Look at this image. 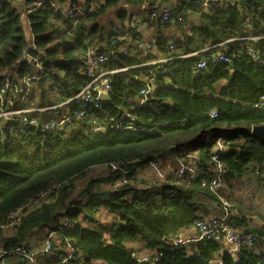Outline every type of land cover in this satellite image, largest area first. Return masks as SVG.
<instances>
[{
    "label": "trees",
    "instance_id": "16d2710c",
    "mask_svg": "<svg viewBox=\"0 0 264 264\" xmlns=\"http://www.w3.org/2000/svg\"><path fill=\"white\" fill-rule=\"evenodd\" d=\"M33 1L0 0V80L8 73L21 86L22 74L35 72L25 49L47 74L26 93L0 86V111L69 99L90 78L82 64L91 48L103 49V69L114 70L97 107L79 117L80 101L58 107L74 115L65 126L24 127L23 114L0 117V254L44 231L34 262L18 264H264V209L253 206L264 188V141L249 132L264 123V0H224L212 9L194 7V0H83L71 17L46 3L29 13ZM165 3L184 16L172 24L177 39L164 35L169 24L149 17ZM138 7L154 28L156 51L135 44L143 40L133 33ZM169 40L175 47H164ZM216 51L229 61L212 59ZM166 56L177 57L144 64ZM10 128L17 132L2 134ZM154 161L170 164L163 177ZM188 163L196 176L186 180L177 169ZM145 168L156 179L151 184ZM218 172L217 190L202 185ZM211 208L228 213L236 251L223 232L199 238ZM253 219L257 225L248 224ZM189 227L197 235L175 241Z\"/></svg>",
    "mask_w": 264,
    "mask_h": 264
},
{
    "label": "built area",
    "instance_id": "2783aa9c",
    "mask_svg": "<svg viewBox=\"0 0 264 264\" xmlns=\"http://www.w3.org/2000/svg\"><path fill=\"white\" fill-rule=\"evenodd\" d=\"M238 0H233V2H237ZM221 2H225L224 0H194L192 6H198L200 9H212L214 7H217L221 4ZM228 4L234 5L231 0L226 1ZM49 4L52 8L58 9L60 7V10L63 11L65 17H71L74 15L79 9V5L76 2V0H71L66 5H62L58 0H34L33 3L26 9L27 12L33 11L35 6H40L42 4ZM77 10V11H76ZM150 18L151 19H159V21L162 24H166L167 22H174V21H182L183 14L181 12L177 11L176 7H172L169 4L165 3V5L158 6L156 9H153L150 12ZM142 29V28H141ZM140 28L138 30H141ZM138 47L140 48H147L150 46H154L153 43H144L138 41L136 43ZM31 48H34L32 44L30 45ZM175 44L169 43V47H174ZM206 50V49H204ZM26 56L30 59V62L32 63V66L35 67V72L26 71L22 74L20 77V80H22L21 86H17L13 81H11L10 76L8 73H5L2 75V78L0 80V86L1 90H4L5 88H8L9 86H12L16 90L24 91L25 93L29 90V88L32 86L31 83L33 80H36V78H39L40 76H45L47 73L44 71L43 66L41 65V62L39 61L38 57L32 58L29 56V54L26 52ZM186 55V54H185ZM210 57L212 59H215L218 62H227L229 61V58L224 53H211ZM106 55L102 50H98L95 48H91L86 55L84 56L83 61V70L84 73L87 74L90 78L86 85L74 93L69 99L60 102L59 104L53 105V106H45V107H18L15 108L14 106L9 109H3L0 111V117H4L7 119H10L13 115L23 114V117L21 119V116L18 118V121H20L21 125L25 126H41L43 129H53L56 127H62L69 123V121L74 117H79L83 115L84 113L88 112L89 110L93 109V107H97L103 97V94L110 88L109 83V75L114 69L108 70L103 69V64L105 63ZM204 66V62L201 60L197 67L202 68ZM171 70V68H167L162 70V73H167ZM18 88V89H17ZM141 94H146L147 90L142 88L140 90ZM80 101V105L78 108H76L74 115L72 116L67 111H61L57 110L59 106L62 104H66L68 101ZM36 110H52L53 112L43 115V120H40L36 117H34V112ZM214 114V112H213ZM24 130V129H23ZM17 132V129L10 128L7 130H2L3 135H7L8 133ZM220 145V144H219ZM193 163V162H192ZM188 163V165H181L177 169V175L184 177L186 180L194 178L196 175V170L194 168V164ZM114 164L112 165V167ZM151 167L154 170L155 174L159 177H163V169L160 168V163L158 161L151 162ZM217 170L219 169V163H216ZM220 174L218 172V175L211 180L203 181L202 185L209 186L211 189L216 190L221 186V179ZM123 182H127V180H123ZM15 213H9L8 216L13 219L15 217ZM227 215H222L221 217H216L215 215H209L207 218L204 219V222L199 224V238L208 236L211 231L216 232H223V241L225 243H229V249H232L233 251H236L238 246V237L236 233L231 230L230 226L228 225L226 219ZM218 222V225L212 226L213 223ZM50 236H52V232L49 233ZM217 237L219 234L216 235ZM251 239L250 235H247L245 238V241H249ZM175 241L178 242H184L182 238H175ZM51 249V244L49 240L45 241L44 246L42 247V251H49ZM39 253H36L34 251V246L32 245H22L19 247H16L10 251H4L2 255L0 254V264H18L19 261H22V259H26L27 261L34 262V260L37 258ZM142 259L147 260V256H143ZM62 261H66V258H63Z\"/></svg>",
    "mask_w": 264,
    "mask_h": 264
},
{
    "label": "crops",
    "instance_id": "0c3cea01",
    "mask_svg": "<svg viewBox=\"0 0 264 264\" xmlns=\"http://www.w3.org/2000/svg\"><path fill=\"white\" fill-rule=\"evenodd\" d=\"M76 1L81 3L83 0H76ZM142 9L143 8H139V7L133 9V13H134L133 14V23L135 25L134 27H135V31H136L133 33H136V34L140 33L141 39H143L145 41L154 40L153 39L154 28H153V26L146 25V22H143L144 17H146L144 15H147V13L144 9L143 10ZM141 17L143 18L142 20H141ZM23 26H24L23 28L26 31L27 40H29L31 38V32L29 29L28 22L25 21ZM139 28L140 29L142 28L141 32H139V30H138ZM167 32L169 34H172L173 32H175L174 26L169 25V27L164 28V34H166ZM29 43L31 45V42H29ZM149 170H150V168H149ZM208 212L213 213V214H215V213L219 214L220 211H217V209H215V208H211V209H209ZM248 224L249 225H252V224L257 225V221H256V219H253V220L249 221ZM180 235L182 236V238L190 239L191 237H195L197 235V231H195V229L193 227H189V229L182 230Z\"/></svg>",
    "mask_w": 264,
    "mask_h": 264
},
{
    "label": "rangeland",
    "instance_id": "374dc122",
    "mask_svg": "<svg viewBox=\"0 0 264 264\" xmlns=\"http://www.w3.org/2000/svg\"><path fill=\"white\" fill-rule=\"evenodd\" d=\"M113 13V12H112ZM112 13H107L106 15H104L103 17H102V19H107L108 17H109V15H113ZM169 25H171L172 26V24H169ZM165 36H167L168 38H175V39H177L179 36H181V34H180V32L179 31H175V32H173L172 34H169L168 32L166 33V34H164ZM167 164H168V162H167ZM166 163L164 164V165H162V168H163V173L165 174V171H166V169L168 168V166H170V164H168L167 165ZM179 166V165H178ZM176 168V167H175ZM144 172V173H143ZM143 172H141V173H143V176L147 179V181H148V183L149 184H151V182L152 181H155L156 179H155V177L154 176H152V173L150 174L151 176H149V171H148V169L147 168H145V170H143ZM138 174H139V172H138ZM243 190V189H242ZM261 198H260V201H261V203L260 204H262L263 206H264V188L261 190ZM260 204H256V205H253L254 206V208L257 210V211H259V210H262V209H264V207H260L259 205ZM45 232L44 231H41L40 233H38L37 235H35V236H33L32 238H31V240H32V242H31V244H32V247L34 246V251L36 252V253H38V252H40V250L41 249H39V248H37L36 246L38 245V243L41 245V244H43V242H44V240H45ZM183 240H185V241H189L190 239H188V238H185V239H183Z\"/></svg>",
    "mask_w": 264,
    "mask_h": 264
},
{
    "label": "clouds",
    "instance_id": "9594fccd",
    "mask_svg": "<svg viewBox=\"0 0 264 264\" xmlns=\"http://www.w3.org/2000/svg\"><path fill=\"white\" fill-rule=\"evenodd\" d=\"M151 12V11H150ZM149 17H150V14H149ZM183 18H184V16H183ZM174 22H181V21H174ZM174 22H167L166 24H173ZM162 25H165V24H162ZM139 32H141V30H139ZM138 41H140V42H144V43H149V44H151V43H153V45L154 46H150V47H147V48H141V49H151V50H153V51H156L157 49H158V45L154 42V40H147V41H145V40H137L136 42H135V44L138 42ZM169 43H173L174 44V42L172 41V40H169L167 43H166V45L164 46L165 48L167 47V48H169V49H171V48H173V47H169ZM176 45V44H175ZM136 46H138V45H136ZM216 45H213V46H208V47H204V49H206L207 51H210L212 48H214ZM101 47V46H100ZM175 47V46H174ZM140 48V47H139ZM102 49V48H101ZM202 50V52H204V51H206V50ZM102 51H103V49H102ZM213 53H220V52H218V51H216V52H213ZM210 55H211V53H210ZM180 56V55H179ZM183 56H185V55H183ZM174 57H177V56H166V57H163V58H158V59H152V60H150V61H148V62H146V63H144V64H146V65H148V64H152V63H156V62H160V61H166V59H171V58H174ZM150 71V70H149ZM148 91V90H147ZM58 110V109H57ZM47 111V114H49V113H51V112H53L52 110H46ZM213 112L214 111H212L211 113L213 114ZM47 114H44V115H47ZM214 114H215V112H214ZM213 114V115H214ZM250 131V130H249ZM222 185V184H221ZM217 190V189H216ZM209 215H215L216 217H221L222 215H227L228 216V213H225V214H220V212H219V214L218 213H215V214H213V213H210ZM208 215V216H209ZM207 216V217H208ZM226 216V217H227ZM207 217H205V218H207ZM227 223H228V221H227ZM228 225L230 226V224L228 223ZM231 228V227H230ZM232 230V229H231ZM234 231V230H233ZM235 232V231H234ZM236 233V232H235ZM248 235H250V234H248ZM247 236V235H246ZM251 236V239L249 240V241H251L252 240V235H250ZM227 244V243H226ZM229 244V243H228ZM229 246H230V244H229ZM143 256H146V255H142L140 258L142 259V257ZM142 260H144V259H142ZM148 260V259H147Z\"/></svg>",
    "mask_w": 264,
    "mask_h": 264
},
{
    "label": "water",
    "instance_id": "95a60500",
    "mask_svg": "<svg viewBox=\"0 0 264 264\" xmlns=\"http://www.w3.org/2000/svg\"><path fill=\"white\" fill-rule=\"evenodd\" d=\"M27 48H31V46L29 45V47ZM27 49H25L24 54L27 52ZM253 136L257 137L259 140L264 141V123H261L260 125H253L250 128L249 131Z\"/></svg>",
    "mask_w": 264,
    "mask_h": 264
}]
</instances>
